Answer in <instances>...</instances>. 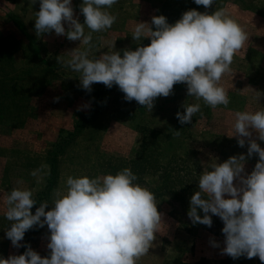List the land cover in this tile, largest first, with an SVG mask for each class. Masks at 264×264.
Returning a JSON list of instances; mask_svg holds the SVG:
<instances>
[{
    "label": "rangeland",
    "instance_id": "1",
    "mask_svg": "<svg viewBox=\"0 0 264 264\" xmlns=\"http://www.w3.org/2000/svg\"><path fill=\"white\" fill-rule=\"evenodd\" d=\"M193 1L118 0L106 9L117 17L112 27L91 33L94 47L89 58H99L113 43V50L121 55L124 49L135 50L137 43L148 45L150 39L138 42L131 35L137 22L151 24L153 16L163 15L174 24L188 10L211 14L224 9L249 37L234 55L232 71L220 81L228 90L227 107L213 109L202 99L188 96L184 83L174 85L168 97H158L151 112L135 100L126 101L116 85L108 88L94 83L89 92L82 88L78 73L58 63L70 59V51L88 46L54 31L38 36L34 25L40 0L34 4L31 0H0V258L26 250L14 247L6 238L10 222L4 215L5 195L20 187L31 190L36 198L47 188L52 176L50 152H59L54 145L91 113L103 89L100 111L63 155L55 158L56 180L49 199L43 201L49 203L45 210H51L54 192L65 188L68 176L95 178L130 168L138 177L136 182L155 194L162 215L153 246L137 264H264L258 257L233 259L222 254L224 225L218 216L209 213L213 223L208 227L194 225L187 214L205 167L247 155V143L240 147L236 137H229L235 112L264 109V95L258 102L255 99V91L264 93V0H214L207 9ZM82 2L72 0L74 15L83 24ZM89 31L85 27V33ZM195 103L200 104V112L191 123L181 124L176 113L184 112V104ZM257 143L264 148V141ZM258 159L253 154L246 160V173H251ZM33 171L36 176L31 175ZM198 214L204 215L199 209ZM49 236L46 225L34 226L30 239L24 237L20 243L48 256ZM213 241L219 246L214 247Z\"/></svg>",
    "mask_w": 264,
    "mask_h": 264
},
{
    "label": "clouds",
    "instance_id": "2",
    "mask_svg": "<svg viewBox=\"0 0 264 264\" xmlns=\"http://www.w3.org/2000/svg\"><path fill=\"white\" fill-rule=\"evenodd\" d=\"M117 2L83 0L79 6L84 16L82 24L74 15L72 0H40L35 13L36 34L54 31L88 46L70 51V59L58 63L78 73L82 88L89 92L94 83L108 88L116 85L126 101L135 100L151 112L158 97H168L174 85L184 83L188 96L202 99L213 109L229 105L228 90L220 81L232 71L234 55L249 37L226 10L216 9L211 14L188 10L174 24L163 15L153 16L151 24L137 22L131 35L138 42L150 39L148 45L137 43L135 50L124 49L121 55L113 50V43L99 58H89L94 47L91 33L112 27L117 17L106 9ZM194 2L207 9L214 0ZM85 27L90 30L87 34ZM255 92L258 102L264 93ZM182 107L184 112L176 113L181 124L191 123L201 108L199 103ZM175 134L179 136L180 132ZM229 137H236L240 147L247 143V155L231 156L223 163L215 161L205 167L187 214L194 225L211 227L209 213L223 221L222 254L233 259L258 257L264 262V148L257 143L264 141V109L235 112ZM253 154L259 159L249 174L245 163ZM37 171L31 175L36 176ZM137 180L130 168L95 178L68 176L65 188L54 192L51 210H45L49 204L45 201L34 214L32 208L37 201L33 192L14 187L4 197V215L10 222L5 235L14 247H26V251L0 258V264H137L149 253L162 225L155 194ZM45 225L50 232V253L41 256L20 242L28 230Z\"/></svg>",
    "mask_w": 264,
    "mask_h": 264
},
{
    "label": "trees",
    "instance_id": "3",
    "mask_svg": "<svg viewBox=\"0 0 264 264\" xmlns=\"http://www.w3.org/2000/svg\"><path fill=\"white\" fill-rule=\"evenodd\" d=\"M193 3H195L193 1ZM192 3V4H193ZM23 29V28H22ZM104 90L101 89L100 92L98 93V102L96 100V104L95 107L91 110V113L82 117L81 120H79L75 126L72 132H70L68 134L67 138H60L57 143L54 145L56 148L59 149V152H50L49 157H50V163H51V172H52V176L51 179L49 180L48 186L46 189H44V191L42 193H40L36 198H33L37 201V204L33 206L32 208V212L33 214L35 213V209L37 207H39L40 203H42L44 201V199L48 200L49 199V191L50 189L53 187L54 182L56 180V162H55V158L58 156L60 157L61 155H63V153L65 152V150L67 149V147H69V145L73 142V140L82 133L83 129L86 127V125L91 121V118L93 115H95L98 111H100V103L102 98H103V92ZM34 228V227H33ZM30 229L25 233V238L26 241L27 239L29 240L30 237V232L33 230ZM26 250H23L21 252V254H23V252Z\"/></svg>",
    "mask_w": 264,
    "mask_h": 264
}]
</instances>
